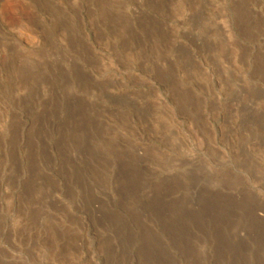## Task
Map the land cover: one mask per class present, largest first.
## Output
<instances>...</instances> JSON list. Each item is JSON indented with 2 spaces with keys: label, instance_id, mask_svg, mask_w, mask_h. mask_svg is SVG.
Segmentation results:
<instances>
[{
  "label": "rangeland",
  "instance_id": "374dc122",
  "mask_svg": "<svg viewBox=\"0 0 264 264\" xmlns=\"http://www.w3.org/2000/svg\"><path fill=\"white\" fill-rule=\"evenodd\" d=\"M0 264H264V0H0Z\"/></svg>",
  "mask_w": 264,
  "mask_h": 264
}]
</instances>
